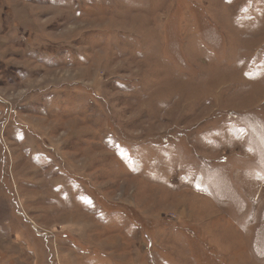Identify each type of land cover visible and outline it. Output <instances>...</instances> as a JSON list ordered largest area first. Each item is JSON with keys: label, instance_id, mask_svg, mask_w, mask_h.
Wrapping results in <instances>:
<instances>
[{"label": "rangeland", "instance_id": "374dc122", "mask_svg": "<svg viewBox=\"0 0 264 264\" xmlns=\"http://www.w3.org/2000/svg\"><path fill=\"white\" fill-rule=\"evenodd\" d=\"M0 264H264V0H0Z\"/></svg>", "mask_w": 264, "mask_h": 264}]
</instances>
